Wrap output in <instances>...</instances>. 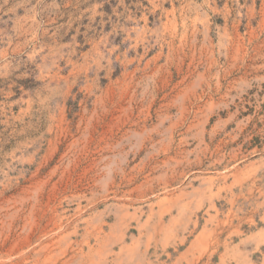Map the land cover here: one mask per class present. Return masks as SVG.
Instances as JSON below:
<instances>
[{
    "label": "rangeland",
    "instance_id": "374dc122",
    "mask_svg": "<svg viewBox=\"0 0 264 264\" xmlns=\"http://www.w3.org/2000/svg\"><path fill=\"white\" fill-rule=\"evenodd\" d=\"M0 264H264V0H0Z\"/></svg>",
    "mask_w": 264,
    "mask_h": 264
}]
</instances>
